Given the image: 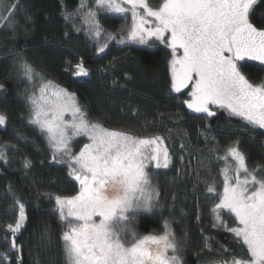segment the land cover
Instances as JSON below:
<instances>
[{"label": "trees", "instance_id": "1", "mask_svg": "<svg viewBox=\"0 0 264 264\" xmlns=\"http://www.w3.org/2000/svg\"><path fill=\"white\" fill-rule=\"evenodd\" d=\"M158 2L150 0L152 7ZM79 4L80 0H19L13 26L0 21V115L6 118L0 127V147L7 149L5 160H0V253H6L7 260L0 264H67L61 239L66 229L55 196H71L79 190L68 168L52 160L46 137L30 122L31 87L22 68L25 62L45 80L74 94L89 120L133 136L163 138L170 163L155 179L157 206L135 218L140 233L161 234L167 221L180 241L184 264L229 258V252L239 249L230 232L213 227L210 209L218 200L207 193V185L215 183L222 192L225 163L218 157L237 140L247 167L264 168V129L246 128L223 109L214 110L213 117L192 114L183 104L188 92L169 91L171 50L165 45L111 42L98 54L96 40L82 19H64ZM97 18L113 34L131 24L130 16L125 19L104 10ZM251 20L264 27V0L254 7ZM81 60L89 73L83 79L73 74ZM244 72L253 83L264 80L261 65L246 63ZM82 144L76 142L75 151ZM25 159L31 162L27 168ZM14 199L24 204L27 219L15 237L19 249L11 248L12 236L6 231L18 215ZM223 219L234 226L228 215ZM205 238L210 248L205 247Z\"/></svg>", "mask_w": 264, "mask_h": 264}, {"label": "snow or ice", "instance_id": "2", "mask_svg": "<svg viewBox=\"0 0 264 264\" xmlns=\"http://www.w3.org/2000/svg\"><path fill=\"white\" fill-rule=\"evenodd\" d=\"M259 2L159 0L152 7L150 0H80L76 12L64 19H82L96 40L98 54L111 42L165 45L171 50L169 91L182 94L189 89V98L183 101L188 109L213 117L216 112L211 108L215 106L238 117L246 128L264 129V80L253 83L244 72L247 61L264 66V27L251 20ZM0 5V21L12 27L19 0L10 5L0 0ZM101 10L122 14L125 19L130 14V26L115 34L105 31L97 18ZM22 68L29 80L40 75L26 62ZM73 74H89L82 60ZM39 91L38 97H29L30 122L46 137L52 160L63 163L68 175L79 183L76 194L55 196L56 211L66 229L61 239L67 264H184L180 241L167 221L159 235H139L130 227L134 219L130 213L151 212L157 206L159 193L152 186L149 165L169 167L163 138H140L108 129L88 119L74 94L55 91L53 101L46 98L45 86ZM66 113L70 119L65 118ZM5 123L0 115V125ZM81 136L88 142L74 151L72 141ZM6 151L0 147V160H5ZM229 158L233 164L228 163ZM218 159L225 163L222 192L215 183L206 189L218 200L210 209L213 227L230 232L239 251H231L229 258L213 264H264V168L247 167L239 140ZM30 164L24 160L25 168ZM14 206L18 215L6 229L12 236V249L17 248L15 237L26 220L24 204L14 199ZM223 215L232 218L234 226ZM207 239L205 247L210 248ZM6 259L7 254L0 253V261Z\"/></svg>", "mask_w": 264, "mask_h": 264}, {"label": "rangeland", "instance_id": "3", "mask_svg": "<svg viewBox=\"0 0 264 264\" xmlns=\"http://www.w3.org/2000/svg\"><path fill=\"white\" fill-rule=\"evenodd\" d=\"M106 12H108V13H111V14H115V15H122V14H119V13H113V12H109V11H106ZM129 16H130V14H129ZM131 17V16H130ZM132 43V42H131ZM151 43V42H150ZM149 43V44H150ZM135 44H137V43H135ZM149 44H140V45H149ZM24 71V70H23ZM35 71V70H34ZM35 73H37L36 71H35ZM78 78H81V79H83V78H87L88 76H89V74L87 75V76H78V75H76ZM42 78V79H41ZM29 82H30V94H29V96H28V103H29V106H30V111H31V104H30V101H29V97L30 96H33V95H35V96H39L40 95V91H39V89H40V87L41 86H45L46 87V93H45V95H46V98H48V99H50V100H53V101H55V99H56V97L55 96H53L52 95V93L53 92H55V91H59V90H65L64 88H62V87H59L58 85H56V84H54V83H52L51 82V84L49 85L48 84V82L49 81H47V80H45L42 76H34V78L32 79V80H29ZM67 93H70V92H68L67 90H65ZM189 91V89H185V90H183V92H188ZM182 92V93H183ZM75 101H76V103H78L77 102V100H76V98H75ZM211 110L212 111H214V110H217L216 109V107L215 106H212V108H211ZM65 118L66 119H70L71 117H70V114H65ZM33 124V123H32ZM34 126H36L39 130H40V128H39V126L38 125H36V124H33ZM5 125H0V127H4ZM140 138H150V137H140ZM82 140V142L83 143H86V142H88L87 141V138L86 137H83V136H81V137H76V138H74V140L72 141V146H73V150L75 151V147H74V145H75V143L76 142H78V141H81ZM83 145V144H82ZM82 145H81V147H82ZM164 147H166L167 148V145H166V143H165V141H164V145H163ZM167 150H168V148H167ZM57 163H59V162H57ZM229 163V162H228ZM59 164H63V163H59ZM229 164H233V161H231ZM64 165V164H63ZM164 169H166V168H160V169H156L155 167H154V164L153 165H149V170H150V176H151V183H152V186H153V188L157 191V186H156V184H155V179H156V177L158 176V174L161 172V170H164ZM158 192V191H157ZM56 209H57V205H56ZM153 211V210H152ZM151 211V212H152ZM151 212H148V211H146V210H137V211H135L134 213H130V215H132L133 216V223L130 225V227L132 228V229H134V231L137 233V234H139V235H145V234H143V233H140L137 229H136V222H135V218H136V216H138V215H141V214H148V213H151ZM26 217V216H25ZM26 222H27V219L25 220V224H24V227H25V225H26ZM24 227L20 230V232L24 229ZM170 230L172 231V229H171V227H170ZM20 232H18L17 234H16V236L17 235H19V233ZM173 232V231H172ZM162 234V233H161ZM155 235H159V234H155ZM16 249H19V247H17ZM180 255H181V253H180ZM7 260V259H6ZM0 263H1V261H0Z\"/></svg>", "mask_w": 264, "mask_h": 264}, {"label": "water", "instance_id": "4", "mask_svg": "<svg viewBox=\"0 0 264 264\" xmlns=\"http://www.w3.org/2000/svg\"><path fill=\"white\" fill-rule=\"evenodd\" d=\"M247 64H257V65H260L259 62H255V61H247L246 62ZM262 66V65H261ZM264 67V66H263ZM189 111L192 113V114H196V115H199V114H202V113H196L194 111H192L191 109H189ZM206 114V113H205Z\"/></svg>", "mask_w": 264, "mask_h": 264}]
</instances>
